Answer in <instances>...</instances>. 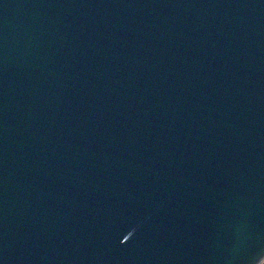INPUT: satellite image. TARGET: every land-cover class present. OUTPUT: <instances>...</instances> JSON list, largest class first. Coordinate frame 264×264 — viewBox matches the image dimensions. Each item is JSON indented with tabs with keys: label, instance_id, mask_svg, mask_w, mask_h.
<instances>
[{
	"label": "water",
	"instance_id": "1",
	"mask_svg": "<svg viewBox=\"0 0 264 264\" xmlns=\"http://www.w3.org/2000/svg\"><path fill=\"white\" fill-rule=\"evenodd\" d=\"M264 0H0V264H260Z\"/></svg>",
	"mask_w": 264,
	"mask_h": 264
},
{
	"label": "trees",
	"instance_id": "2",
	"mask_svg": "<svg viewBox=\"0 0 264 264\" xmlns=\"http://www.w3.org/2000/svg\"><path fill=\"white\" fill-rule=\"evenodd\" d=\"M262 263H264V260L260 264H262Z\"/></svg>",
	"mask_w": 264,
	"mask_h": 264
},
{
	"label": "rangeland",
	"instance_id": "3",
	"mask_svg": "<svg viewBox=\"0 0 264 264\" xmlns=\"http://www.w3.org/2000/svg\"><path fill=\"white\" fill-rule=\"evenodd\" d=\"M262 264H264V263H262Z\"/></svg>",
	"mask_w": 264,
	"mask_h": 264
}]
</instances>
